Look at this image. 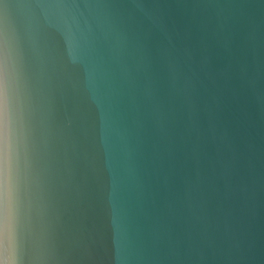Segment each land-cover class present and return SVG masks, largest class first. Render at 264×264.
Wrapping results in <instances>:
<instances>
[{"label": "clouds", "instance_id": "9594fccd", "mask_svg": "<svg viewBox=\"0 0 264 264\" xmlns=\"http://www.w3.org/2000/svg\"><path fill=\"white\" fill-rule=\"evenodd\" d=\"M175 8L181 24L161 0H0V264H96L94 189L122 206L114 264L259 259L225 206L222 110L239 39L264 113V0ZM181 161L182 200L158 206L154 183Z\"/></svg>", "mask_w": 264, "mask_h": 264}, {"label": "water", "instance_id": "95a60500", "mask_svg": "<svg viewBox=\"0 0 264 264\" xmlns=\"http://www.w3.org/2000/svg\"><path fill=\"white\" fill-rule=\"evenodd\" d=\"M172 6L178 24L183 22L178 4H191L195 0H161ZM248 2V0H240ZM264 41V28L261 31ZM260 68L258 87L264 89V46L259 50ZM246 59L249 60L245 66ZM231 67L226 81L225 104L222 110V123L229 132L232 145V172L228 179L232 190L225 202L230 211V222L238 239L251 244L258 252L255 261L211 260L208 264H264V113L252 101L249 90L243 86L245 72L252 71L246 48L238 39ZM244 67L245 72L241 71ZM206 174L211 179V165L205 163ZM192 162H179L167 185L154 183L153 191L157 205L165 201L179 203L183 198L186 181L194 175ZM215 203V201L213 202ZM86 225L93 230V255L96 264H114L122 238L124 216L119 199L108 205L107 193L93 191V207L88 213Z\"/></svg>", "mask_w": 264, "mask_h": 264}]
</instances>
